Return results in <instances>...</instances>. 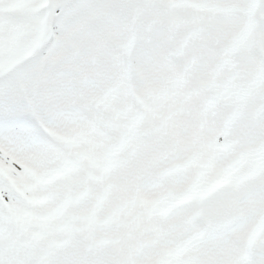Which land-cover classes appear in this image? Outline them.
I'll use <instances>...</instances> for the list:
<instances>
[{"label": "snow or ice", "instance_id": "6c2138e0", "mask_svg": "<svg viewBox=\"0 0 264 264\" xmlns=\"http://www.w3.org/2000/svg\"><path fill=\"white\" fill-rule=\"evenodd\" d=\"M0 264H264V0H0Z\"/></svg>", "mask_w": 264, "mask_h": 264}]
</instances>
